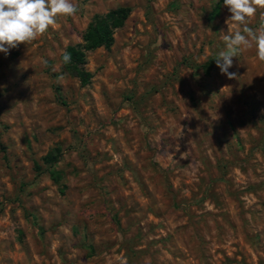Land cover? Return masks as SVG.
Here are the masks:
<instances>
[{
  "label": "rangeland",
  "instance_id": "374dc122",
  "mask_svg": "<svg viewBox=\"0 0 264 264\" xmlns=\"http://www.w3.org/2000/svg\"><path fill=\"white\" fill-rule=\"evenodd\" d=\"M73 3L0 52V264H264V62L216 66L223 0ZM120 7L82 87L63 53Z\"/></svg>",
  "mask_w": 264,
  "mask_h": 264
},
{
  "label": "clouds",
  "instance_id": "9594fccd",
  "mask_svg": "<svg viewBox=\"0 0 264 264\" xmlns=\"http://www.w3.org/2000/svg\"><path fill=\"white\" fill-rule=\"evenodd\" d=\"M231 14L226 23L235 28L231 34L223 35L224 48L215 58L216 66L228 79H235L230 72L233 58L241 50L255 48L259 61L264 62V19L258 28L249 27L258 9H264V0H223ZM79 11L73 0H0V52L20 44L30 45L48 32L59 17H72ZM71 54L63 53V63H71Z\"/></svg>",
  "mask_w": 264,
  "mask_h": 264
},
{
  "label": "trees",
  "instance_id": "16d2710c",
  "mask_svg": "<svg viewBox=\"0 0 264 264\" xmlns=\"http://www.w3.org/2000/svg\"><path fill=\"white\" fill-rule=\"evenodd\" d=\"M130 13V8L120 7L103 15H95L82 36V43L67 47L66 51L71 54L72 59L71 63H63L64 67L79 80L82 87L89 85L92 79V75L85 70L86 53L98 48L109 49L114 41V31L123 27ZM41 159L51 166L57 162L58 154L49 153ZM50 175L53 182L58 184V174L50 171Z\"/></svg>",
  "mask_w": 264,
  "mask_h": 264
}]
</instances>
